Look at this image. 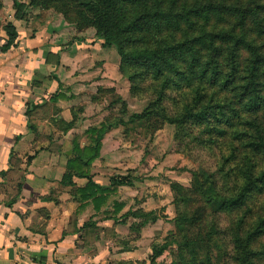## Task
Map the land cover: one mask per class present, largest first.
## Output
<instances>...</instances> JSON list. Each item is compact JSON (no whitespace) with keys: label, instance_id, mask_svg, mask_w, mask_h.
Returning <instances> with one entry per match:
<instances>
[{"label":"crops","instance_id":"0c3cea01","mask_svg":"<svg viewBox=\"0 0 264 264\" xmlns=\"http://www.w3.org/2000/svg\"><path fill=\"white\" fill-rule=\"evenodd\" d=\"M40 21L9 22L18 38L7 52L0 43V264H157L150 213L161 204L170 216L167 187L114 184L133 170L123 128L99 139L101 90L126 89L114 50L96 35L71 41L60 17ZM81 158L90 165L63 186ZM111 229L124 244L110 245Z\"/></svg>","mask_w":264,"mask_h":264},{"label":"trees","instance_id":"16d2710c","mask_svg":"<svg viewBox=\"0 0 264 264\" xmlns=\"http://www.w3.org/2000/svg\"><path fill=\"white\" fill-rule=\"evenodd\" d=\"M41 1L32 0L31 6ZM166 1L67 0L70 4L65 15L73 12L79 30L93 29L104 48L118 50L120 72L129 78L132 95L155 96L156 101L143 114L132 116L130 122L159 116L176 127L179 137L191 138L206 149L214 147L222 154L216 174L203 171L196 175L195 193L201 201L197 217L181 214L174 224L206 225L207 238H223L221 250L226 244L233 248L235 264H258L264 257V252L256 250V244L264 238V201L257 204L264 194V129L257 122L264 111V57L252 40L246 41L248 36L234 34V30L250 17L257 19L261 6L242 11L216 6L210 0L193 10L174 13ZM17 8L16 19L23 20L21 13L26 7L19 4ZM212 21L214 27L223 23L231 30L210 32L206 25ZM183 28L186 34L177 40ZM5 30L9 39L3 52L9 51L18 38L13 24ZM246 49L249 58L242 60V50ZM232 141L233 148L227 155ZM100 147L99 140L93 150H88L92 159L99 155ZM83 160L69 162L63 186L72 185L78 177L73 169L90 165L91 161L82 164ZM114 184L126 185L116 179ZM89 185H94L91 180ZM186 202L184 198L180 201ZM224 214L230 216L232 225L228 240L219 224ZM183 244L185 249L194 248L189 241ZM202 245V239L196 241L189 262L176 264H220V255L215 260L209 256L201 260Z\"/></svg>","mask_w":264,"mask_h":264},{"label":"rangeland","instance_id":"374dc122","mask_svg":"<svg viewBox=\"0 0 264 264\" xmlns=\"http://www.w3.org/2000/svg\"><path fill=\"white\" fill-rule=\"evenodd\" d=\"M209 1L167 0L165 4L169 10L175 13L181 10H193L195 7L204 5V3ZM31 2L32 0H0V43L3 44L9 39L5 27L9 22L16 21L19 4L26 7L25 12L21 13L23 20L17 19L21 24L25 23L29 25L31 23L32 25H38V22L46 15L54 18L60 17L73 30V37H69L71 41L74 37L77 39L78 36L95 37L93 29L79 30L73 12L68 17L65 15L68 12L67 6L70 4L67 0H43L37 6H31ZM174 2L175 7L173 9ZM210 3L221 7L233 6L242 11H247L249 8L255 9L259 4L261 6L257 11L259 12V17L257 19H252L251 17L247 19L234 30V34L248 36L250 39H246V41L250 42L252 40L264 57V0H240V3L237 0H211ZM235 20L239 22L240 18H236ZM206 27H209L208 30L210 32L214 30L217 32L231 30V26L223 23H217L214 27L213 21L211 24H207ZM185 34L186 30L183 28L176 35V39H182ZM111 49L114 50V54L119 61V65L115 71L122 76V79L124 78L126 89L121 88L120 93L117 92L115 86L110 87L109 90H106V88L101 90L100 98H105V101H101L102 106L98 112L102 114L100 115V119L105 121L107 127L104 123L105 128L101 129L100 133L103 134L104 129L108 131L112 126H121L123 128L122 136L124 137V143L128 144L127 151L131 153L133 161V163L131 162L132 168L129 165L128 168L135 170V172L130 170L126 176H116L115 179L126 184L136 181L137 184L143 186L151 185L156 189L167 187L169 196L171 197L169 203L171 207L170 216L167 215V207L164 208L161 204L158 205L157 210L150 213L151 221L161 222L154 226V236L157 238L152 242L151 246L153 256L157 252L159 253L163 247L165 248L159 258L155 259L153 257L154 260H158L157 264L187 263L189 262V255L194 254L193 249L197 248L195 246L196 241L202 239L201 260L205 261L206 256L215 260L220 255L222 257L220 264H235L233 248H228L226 244L224 250H221L220 241H223V238L221 236H218L217 239L207 238L208 233L205 230L208 228L206 229V225V227L202 226L200 228L196 225L190 226L184 222L183 225L181 224V227L174 224V220H178L181 214H186L188 218L195 215L197 217V209L201 201L195 193L196 175L203 171L209 174H216L222 154L214 147L206 149L199 146L195 141H191V138L179 137L176 127L163 122L159 116L150 115L148 120L130 122L132 116L143 114L149 104L156 101V98L150 93L132 95L129 78L120 72L121 58L118 50L116 48ZM248 58L249 53L247 49L242 50V60H248ZM262 61L264 64V58ZM243 69L246 70L244 66ZM256 116L253 115V117ZM257 122L264 129V111L258 115ZM232 148L233 141L227 148V155L230 154ZM156 189H151L155 195H157ZM183 198L187 201L186 203H180ZM257 201V204L264 201V194L258 197ZM198 223L201 224L200 222ZM219 224L220 229L226 233L225 240H228V232L232 227L230 216L221 215ZM115 235L114 229L108 231L110 245L119 246L121 243H125L123 240H112ZM187 241L192 243L194 248L185 249L183 243ZM256 250L264 252V238L258 241ZM258 264H264V257L258 261Z\"/></svg>","mask_w":264,"mask_h":264}]
</instances>
